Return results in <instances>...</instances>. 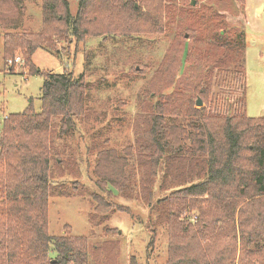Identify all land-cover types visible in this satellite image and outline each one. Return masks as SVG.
Returning <instances> with one entry per match:
<instances>
[{
	"label": "trees",
	"instance_id": "1",
	"mask_svg": "<svg viewBox=\"0 0 264 264\" xmlns=\"http://www.w3.org/2000/svg\"><path fill=\"white\" fill-rule=\"evenodd\" d=\"M142 4L144 11L135 8L132 0H78L72 13L69 0H42L39 32L17 34L10 31L20 26L23 0H0V28L7 32L3 61L19 51L26 73L43 77L41 110L35 112L29 105L2 120L0 264H119V237H111L118 231L105 223L115 211L132 214L128 207L102 194H108V187L116 190V196L130 199L137 190L135 197L150 208L148 220L154 227H166L164 264H235L237 251V264H264V118L249 117L244 112L243 29L234 28L231 36L226 31L220 35V27L211 32L216 46L239 57L229 70L238 77V92L227 104L220 97L212 104L208 101V110L196 108L179 89L171 94L156 91L151 96L153 112L145 132L151 151L146 158L152 167H117L110 176L95 181L102 193L86 191L76 182L67 189L64 183L55 181L53 166L61 165L56 160L59 155L54 140L76 130L82 133L78 126L90 112L88 101L93 86L83 72L75 75L63 68L60 72L41 71L32 55L37 49L57 52L58 41L68 43L73 36L82 40L90 35L108 7L118 14L124 8L127 15H142L139 18L147 32L151 31L162 10L159 5L155 10L149 6L162 3L143 0ZM107 18L111 23L105 32L123 36L130 33L129 29L122 31L108 14ZM153 30L162 32L161 27ZM167 59L162 58V65ZM210 90L208 83H198L193 93L207 102ZM142 141L144 137L137 133L138 151H144ZM93 172L98 176L97 171ZM147 174L150 179L145 181ZM156 180V189L164 195L152 200ZM75 194H87L91 199L90 223L102 231L95 242L85 236L47 232L49 197ZM186 211L194 214L193 221L182 220L188 215ZM153 234L151 230L149 244ZM128 264L143 263L131 255Z\"/></svg>",
	"mask_w": 264,
	"mask_h": 264
},
{
	"label": "rangeland",
	"instance_id": "2",
	"mask_svg": "<svg viewBox=\"0 0 264 264\" xmlns=\"http://www.w3.org/2000/svg\"><path fill=\"white\" fill-rule=\"evenodd\" d=\"M77 1L69 0L72 13L77 8ZM132 1L135 8L145 10L143 0ZM190 1L161 0L162 4L149 6L155 10L159 5L162 10L152 25L153 28H162L159 33L151 26V31L147 32L146 24L139 18L142 15H127L124 8L118 14L114 8L108 7L107 14L122 31L129 29L130 33L123 36L113 34L114 31L105 32L111 23L105 14L95 23V30L82 40L73 36L68 43L58 41L55 44L57 52L37 49L33 53L32 61L41 71L60 72L63 68L75 75L83 72L93 86L88 101L90 112L78 126L82 133L76 130L70 136L54 140V150L59 155L56 160L61 165L53 166L55 181L64 183L67 189L76 182L86 191L99 193L95 181L110 176L117 167H147V170L152 167V162L146 158L151 151L145 131L149 114L153 112L154 99L151 96L158 91L171 94L179 89L183 96L192 100L194 107H205L206 110L209 100L212 104L214 99L223 97L227 104L230 97H235L238 77L234 76L235 71L229 70L239 57L215 45L211 32L217 27H220L217 30L220 35L226 31L227 36L232 35L234 28L243 29L244 112L249 117L264 118V0H244L242 5L233 0H194L195 5ZM23 6L20 26L10 33L39 32L42 0H23ZM5 33L0 28V134L6 115L20 113L29 105L35 112L41 110L40 87L43 82L42 75L26 73L24 58L19 51L3 61ZM165 56L168 59L162 65ZM198 83H208L211 87L207 102L200 97L202 105L199 107L195 105L198 94L194 96L193 93ZM185 108L184 103L182 111ZM137 133L144 137V145H141L144 151H138L135 144ZM149 179L147 174L145 181ZM157 183L156 180L152 200L164 195L156 189ZM108 188L107 195L101 193L112 202L128 207L132 214L131 217L126 212L115 211L105 223L118 231V235L111 237H119V264H128L131 255L143 264H164L166 227H154L148 220L150 208L144 200L135 197L139 194L137 190H133L134 199H130L116 196V190ZM91 209L87 194L50 196L48 234L69 233L95 242L102 236V231L100 226L93 227L90 223ZM182 220L193 221L194 214L188 213ZM151 230L154 234L149 244ZM237 260L238 251L235 264Z\"/></svg>",
	"mask_w": 264,
	"mask_h": 264
},
{
	"label": "water",
	"instance_id": "3",
	"mask_svg": "<svg viewBox=\"0 0 264 264\" xmlns=\"http://www.w3.org/2000/svg\"><path fill=\"white\" fill-rule=\"evenodd\" d=\"M190 4H191V5H195V1H194V0H191V1H190ZM195 105L198 106V107L202 105V102H201V100H200L199 97H197V99H196V101H195Z\"/></svg>",
	"mask_w": 264,
	"mask_h": 264
},
{
	"label": "built area",
	"instance_id": "4",
	"mask_svg": "<svg viewBox=\"0 0 264 264\" xmlns=\"http://www.w3.org/2000/svg\"><path fill=\"white\" fill-rule=\"evenodd\" d=\"M16 60L18 61V59H15V61H16Z\"/></svg>",
	"mask_w": 264,
	"mask_h": 264
}]
</instances>
